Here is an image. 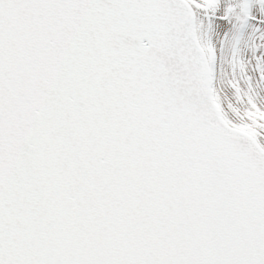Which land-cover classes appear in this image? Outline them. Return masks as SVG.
Listing matches in <instances>:
<instances>
[{
  "label": "snow or ice",
  "instance_id": "snow-or-ice-1",
  "mask_svg": "<svg viewBox=\"0 0 264 264\" xmlns=\"http://www.w3.org/2000/svg\"><path fill=\"white\" fill-rule=\"evenodd\" d=\"M0 264H264V0H0Z\"/></svg>",
  "mask_w": 264,
  "mask_h": 264
}]
</instances>
